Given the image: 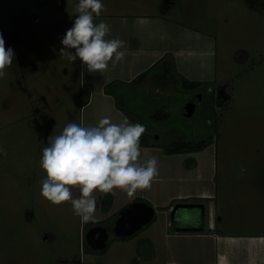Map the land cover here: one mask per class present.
Returning <instances> with one entry per match:
<instances>
[{
	"label": "rangeland",
	"instance_id": "1",
	"mask_svg": "<svg viewBox=\"0 0 264 264\" xmlns=\"http://www.w3.org/2000/svg\"><path fill=\"white\" fill-rule=\"evenodd\" d=\"M131 1L135 5L141 0H103L105 8L95 22L109 24L106 38L121 39L135 52L130 28L112 26V19L158 17L151 32L154 38L138 31L141 45L182 51L179 70L201 85L186 90L179 80L175 87L170 82L163 86L164 78L153 97L138 93L143 105L120 96L122 107L140 113L146 121L141 124L161 145L210 140L206 149L185 159L198 164L214 190L218 231L264 233V0H169L165 15L168 0H143L129 10ZM76 4L77 0H0V33L5 47L15 52L0 79V146L7 152L0 155V264H81L87 253L84 234L94 225L81 223L70 202L55 205L41 195L46 177L40 165L42 149L48 137L58 135L68 123L95 126L104 117L97 109L103 83L127 76L129 65L121 61L113 67L110 62L103 74L89 73L79 58L68 59L69 50L61 54V37L73 25ZM143 27L139 29H147ZM163 70L156 67L152 75L163 76ZM119 84L113 82L111 91L127 89ZM196 93L203 101L193 117H187L183 108ZM161 107L169 115L154 118ZM108 200L105 207L110 208L98 204L96 212L111 209L113 199ZM195 212L202 214V209ZM156 215L157 225L163 227L164 215ZM104 219V225L115 226V216ZM116 238L111 232L110 242ZM107 250L89 251L96 256L93 262L109 264Z\"/></svg>",
	"mask_w": 264,
	"mask_h": 264
},
{
	"label": "crops",
	"instance_id": "2",
	"mask_svg": "<svg viewBox=\"0 0 264 264\" xmlns=\"http://www.w3.org/2000/svg\"><path fill=\"white\" fill-rule=\"evenodd\" d=\"M142 2L143 0L139 3ZM139 3L135 2V5H133L131 1L127 4V8L134 10ZM169 4L168 0L162 15L167 14L170 10ZM144 7L142 6L138 10H142ZM129 12L134 14L135 11ZM157 18L154 20L148 18L134 19L121 15L112 19V26L119 24L124 28H130L129 33L133 34L136 43L135 52L128 46L121 49L125 51L122 65H125L124 61L126 65H129V74L124 78L115 77L114 81H107L101 87L102 98L98 99L97 109L102 110V116H110L113 122H119L126 117L131 123H146L140 113L130 112L133 113L131 115L122 107L119 100L120 96H126L136 105H143L145 103L143 95L138 97V93L142 92L153 97L156 94L154 90L159 88L158 83L163 84L164 78H166V81L163 86L168 85L170 82L171 87L178 84L181 76L188 78L178 68V57L182 51L161 50L157 47L147 48L141 45L143 38H141L138 31L143 30V34H151L154 38L155 35L151 32L155 30V25L159 22ZM132 21L135 22V25L132 24ZM141 26H145L147 29H139ZM160 60H162L161 66L164 69L163 76H160V73L152 75V71L159 67L155 65ZM148 71L149 73L142 81H135L141 74ZM116 81H119V85L127 89L119 91L118 94L115 92L108 93L106 86ZM154 83L157 85L155 86ZM133 86L134 89H132ZM117 87L119 88L118 84ZM91 101L92 99L83 106L91 103ZM165 115L169 114L167 111L164 112L161 107L156 110L154 118H162ZM149 131L150 129L146 127L144 134L141 136L149 144H140V147L143 159L146 160L151 156H155L158 160L159 174L153 179L151 187L137 189L131 196L120 188H116L108 194L95 191L94 195L97 198L99 208H101V205L104 209L110 208L105 207L111 200H108L110 196L113 199L111 201L113 206H111L112 208L115 206V208L106 209L105 212H95V221L88 223L94 226H104L103 223L108 220L104 219L106 216L109 218L116 217L120 210L138 200L152 205L156 209V213H162L164 215L162 218L164 225L163 227L160 224L157 225L159 221L157 214L156 220L142 229L139 238H135L134 235L127 239L116 238L109 242L110 246H108V250L106 249V253L110 255L109 264H167L168 262H174L175 264H264V233L233 235L218 231L217 213L215 204L212 203L215 199L214 190L209 183L204 181V179L208 180V177L204 178L205 174L201 168H198V164L192 166L185 159L186 156L194 152L167 153V146L161 145L157 141L158 136L154 138ZM155 142L158 145H154ZM71 187L72 191L80 195L79 186ZM206 201L208 204L204 203ZM210 202L214 206L211 204L209 207ZM184 204L193 205L194 207H181ZM199 208L202 209V214L195 212ZM208 209L209 212H207ZM110 228L113 229L114 227ZM169 229H172L174 234L171 235ZM85 252L87 253L81 256V264H97L91 258L96 256H90L88 250Z\"/></svg>",
	"mask_w": 264,
	"mask_h": 264
},
{
	"label": "clouds",
	"instance_id": "3",
	"mask_svg": "<svg viewBox=\"0 0 264 264\" xmlns=\"http://www.w3.org/2000/svg\"><path fill=\"white\" fill-rule=\"evenodd\" d=\"M104 8L103 0H77L73 25L61 37V54L69 50L68 59L74 62L79 58L89 73L103 74L110 62L115 67L125 58L121 50L125 42L107 39L109 24L95 22ZM14 58V50L5 47L0 33V79L5 78V69ZM144 132L143 124L131 123L126 117L114 123L104 116L95 126L68 123L58 135H50L48 146L42 149L40 165L46 177L41 195L55 205L70 202L81 223H88L95 221V191L108 194L120 188L131 196L137 189L150 188L159 174L158 160L155 156L142 158ZM0 155H7L2 146ZM70 186H79L78 198L73 197Z\"/></svg>",
	"mask_w": 264,
	"mask_h": 264
},
{
	"label": "water",
	"instance_id": "4",
	"mask_svg": "<svg viewBox=\"0 0 264 264\" xmlns=\"http://www.w3.org/2000/svg\"><path fill=\"white\" fill-rule=\"evenodd\" d=\"M187 117H193L196 111L194 102L188 103L184 107ZM184 208H192L193 205H181ZM156 210L147 202H134L120 212L112 231L118 237H132L146 226L151 224L155 218ZM110 233L105 226L92 227L86 233V242L94 251H104L110 242Z\"/></svg>",
	"mask_w": 264,
	"mask_h": 264
},
{
	"label": "trees",
	"instance_id": "5",
	"mask_svg": "<svg viewBox=\"0 0 264 264\" xmlns=\"http://www.w3.org/2000/svg\"><path fill=\"white\" fill-rule=\"evenodd\" d=\"M161 61L160 60L159 62L156 63L155 66H161ZM150 71V70H149ZM146 72V73H143L141 74L135 81H142L146 75L149 73ZM180 80L182 81V84L183 86L185 87L186 90H192V89H195V88H198L200 85H201V82H192V81H189L187 80L186 78L184 77H180ZM113 83L109 84L106 86V91L108 93H114L113 91H111L110 89V86L112 85ZM152 143V142H151ZM212 143V142H211ZM210 140H202V141H199V142H195V141H182V140H179V141H176V142H173L171 145L167 146L166 147V152L167 153H181V152H197V151H201L203 149H205L206 147H208L210 144ZM140 144H149L148 142H145L142 138H141V142ZM154 145H158L157 142H155ZM134 202H139L138 200L134 201ZM132 202V203H134ZM144 202V201H143ZM131 203V204H132ZM149 204V203H148ZM130 205V204H129ZM129 205H127L126 207H124L122 210H124L125 208H127ZM150 205V204H149ZM152 206V205H150ZM120 210L117 214H116V219L120 216V212L122 211ZM155 221V218L153 220V222ZM152 222V223H153ZM86 234V233H85ZM136 235V234H135ZM119 239H127L128 237H117ZM130 238V237H129ZM85 244H86V249L88 251H94L92 250L87 242H86V239H85Z\"/></svg>",
	"mask_w": 264,
	"mask_h": 264
},
{
	"label": "flooded vegetation",
	"instance_id": "6",
	"mask_svg": "<svg viewBox=\"0 0 264 264\" xmlns=\"http://www.w3.org/2000/svg\"><path fill=\"white\" fill-rule=\"evenodd\" d=\"M207 92H209V91H207ZM214 97V96H213ZM203 101V95H201V93H196V94H194L191 98H190V100L187 102V103H190V102H194L195 104H196V109H197V105L200 103V102H202ZM212 144V143H211ZM210 144V145H211ZM105 226V225H104ZM93 227H95V226H93ZM105 227H107V226H105ZM108 228V230H109V232L111 231L112 232V229L110 228V227H107ZM91 229V228H90ZM89 229V230H90ZM88 230V231H89ZM87 231V232H88ZM86 232V233H87ZM85 236H86V234H85Z\"/></svg>",
	"mask_w": 264,
	"mask_h": 264
},
{
	"label": "built area",
	"instance_id": "7",
	"mask_svg": "<svg viewBox=\"0 0 264 264\" xmlns=\"http://www.w3.org/2000/svg\"><path fill=\"white\" fill-rule=\"evenodd\" d=\"M167 264H175L174 262H168Z\"/></svg>",
	"mask_w": 264,
	"mask_h": 264
}]
</instances>
